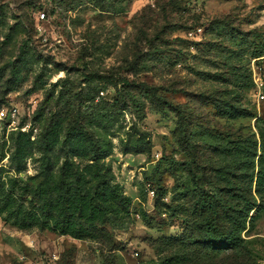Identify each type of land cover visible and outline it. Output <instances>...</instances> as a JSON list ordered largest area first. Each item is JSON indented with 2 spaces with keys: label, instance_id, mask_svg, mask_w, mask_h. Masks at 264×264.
<instances>
[{
  "label": "rangeland",
  "instance_id": "obj_1",
  "mask_svg": "<svg viewBox=\"0 0 264 264\" xmlns=\"http://www.w3.org/2000/svg\"><path fill=\"white\" fill-rule=\"evenodd\" d=\"M74 125L109 151L129 212L77 239L0 211V264H264V0H0V166L17 207L46 179V133L64 142ZM20 131L36 144L18 173Z\"/></svg>",
  "mask_w": 264,
  "mask_h": 264
},
{
  "label": "trees",
  "instance_id": "obj_2",
  "mask_svg": "<svg viewBox=\"0 0 264 264\" xmlns=\"http://www.w3.org/2000/svg\"><path fill=\"white\" fill-rule=\"evenodd\" d=\"M92 143H95L93 139L80 132L76 125L64 142H61L57 129L46 133L42 147L44 161L40 167L41 174L46 178L44 183L50 184L51 169L61 161L56 148L64 147L61 150L65 151L67 157L62 165V180L55 189L60 193L67 190V193H61L58 198H54L53 191L50 192L51 188L42 183L35 190L28 208H24L25 203H20L17 207L19 179H9L7 186V180L3 177L5 167L0 166V211L7 212L8 216L14 219L15 225L22 228H48L58 234L71 235L77 239L96 237L101 230L100 226L110 219L112 212H129L132 200L122 190L120 183L115 181L112 169L101 165L109 151L101 145L91 150ZM35 144V140H32L26 131H20L14 140V152L9 156L10 167L18 173L25 171L27 159ZM261 149L263 162L264 132ZM90 153V160L96 163H89L84 170H75L69 157L85 158ZM87 170L91 172L90 179L87 178ZM68 182L73 183L67 185Z\"/></svg>",
  "mask_w": 264,
  "mask_h": 264
},
{
  "label": "built area",
  "instance_id": "obj_3",
  "mask_svg": "<svg viewBox=\"0 0 264 264\" xmlns=\"http://www.w3.org/2000/svg\"><path fill=\"white\" fill-rule=\"evenodd\" d=\"M45 15H46L45 12L42 13V17H45ZM150 189H151V190H150V193L154 195V194H155V190L152 189V188H150Z\"/></svg>",
  "mask_w": 264,
  "mask_h": 264
}]
</instances>
